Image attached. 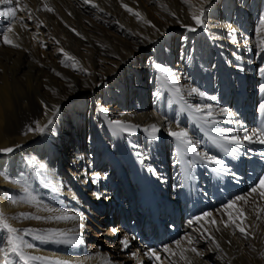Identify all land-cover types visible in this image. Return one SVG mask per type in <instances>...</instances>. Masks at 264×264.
Instances as JSON below:
<instances>
[{"label": "bare ground", "instance_id": "obj_1", "mask_svg": "<svg viewBox=\"0 0 264 264\" xmlns=\"http://www.w3.org/2000/svg\"><path fill=\"white\" fill-rule=\"evenodd\" d=\"M221 1L224 9H220ZM45 5L52 11L45 10ZM250 6L245 0H21L20 8L25 10L17 11L11 22L13 32L9 33L21 47L5 45L0 36V149L14 148L11 153L0 152V212L13 227L33 230L32 234L19 233L25 243L33 245L25 249L27 253L72 264H186L180 257L182 250L191 247L186 237H192L195 247L199 240L208 243V239L197 238L201 234L207 237L203 230L209 221L217 215L228 222L231 212L236 224L251 234L246 239L231 222L229 227L219 229L218 234L225 237L231 250L227 252L228 264L236 263L245 251L254 264H264V196L260 195L264 188L251 193L264 172L260 161L264 145L246 143L241 159L235 160L208 140L215 134L214 128H230L242 134L244 129L238 121L249 130L264 124L258 112L264 92L258 90L260 99L255 91L264 82V76L256 72L262 54L251 37L254 20ZM201 9L203 23L196 25L191 16L199 15ZM134 13H139V18ZM232 14L236 23L231 22ZM261 17L264 15L259 21ZM0 23L8 26L6 20ZM185 26L197 30L187 31ZM173 30L178 32L170 35ZM180 32L183 42L188 41L184 62L177 60L172 41ZM136 51L147 56L145 63H137ZM213 59L218 63L211 68ZM162 69L174 74L176 85L169 82ZM213 75L222 82L224 99L216 94ZM153 80L157 86L153 91L156 110L148 111L141 102ZM192 87L217 99L189 96ZM232 97L233 107L229 103ZM130 98L133 101L128 105L125 101ZM195 104H211L218 123L203 125L189 107ZM54 106L59 109L55 114ZM222 108L235 115H225ZM86 114L91 130L84 139L80 131ZM49 118L54 122L43 134L29 131L37 121L43 127ZM114 120L138 125L140 130L129 135L119 130ZM153 123L162 128L158 140L143 131ZM169 126L173 131L184 129L190 137L203 141L198 150H209L210 155L225 159L237 179L230 174L217 175L202 164L190 165V157L167 134ZM171 145L173 176L176 174L178 182L171 185L169 181L168 188L169 157H165L164 149ZM89 149L95 150L96 160L88 154ZM248 149L252 150L251 159L243 156ZM75 157L80 160L73 164ZM147 192L151 199L144 197ZM237 196L246 200L226 209L225 205ZM180 211L188 218L181 228L177 220ZM205 212L212 216L194 220ZM21 213L80 218L36 220L23 218ZM113 227L117 229L115 234L111 232ZM50 229H60L69 236L78 232L83 243L35 238ZM180 233L184 241L178 237ZM124 237L130 241L128 249L122 247ZM177 240L181 242L179 247ZM0 247L8 248L7 253L0 252V264L5 256L10 264H19L10 247L3 242ZM166 247L170 251H164ZM150 249L157 252L159 261L145 256ZM184 255L191 264H205L190 250Z\"/></svg>", "mask_w": 264, "mask_h": 264}, {"label": "snow or ice", "instance_id": "obj_2", "mask_svg": "<svg viewBox=\"0 0 264 264\" xmlns=\"http://www.w3.org/2000/svg\"><path fill=\"white\" fill-rule=\"evenodd\" d=\"M89 0H85V3H88ZM21 0H0V20H6L8 22V26L4 27L3 23H0V36L3 37V43L5 45H9L15 48H20L21 45L18 43H14L12 39L9 38V33L13 32L12 27V21L16 19L17 11H23L27 8V5H25V9L20 8ZM130 13H132V9L128 8L127 5H123ZM45 10L52 11L51 8H49L47 5L44 6ZM102 11V10H101ZM139 18V13H134ZM174 15V14H173ZM204 16V10H200V14L196 15L195 13L192 14L191 19L195 21L196 25H202V17ZM29 19H31V14H29ZM262 23H264V17H261ZM154 27V26H153ZM187 31H196V28L185 26ZM75 32V29H73ZM235 32V30H233ZM77 36L80 35L79 32H75ZM233 39H235L233 37ZM57 43H59L57 41ZM61 52H63V49H60ZM261 54L264 55V47L261 48ZM66 57H68V53H64ZM69 59H74L72 57H69ZM164 72L165 77L169 79V82L173 85L177 84V81L175 79V76L173 73H171L168 69H162ZM259 72L262 76H264V67H261L259 69ZM57 75H60L57 73ZM259 90L261 92H264V83L259 85ZM175 91L177 94H180L181 89L179 86H176ZM189 96L196 95L200 99H211L216 100V96H210L206 97L205 93L203 91H200L196 87H192L190 91L188 92ZM183 98V97H181ZM189 107L192 108L193 112L197 114V118L202 122L203 125H215L218 123L213 118V111H212V105L206 104V105H190ZM58 106H54V114L55 112H58ZM222 113L225 115L234 116L235 113H232L227 108L220 109ZM258 112L261 117H264V98L261 99V102L258 105ZM53 119L49 118L47 123L41 127L39 121L36 122V126L33 129L32 127H29V131H35L37 133L43 134L46 130L49 129V126L53 124ZM231 122V121H229ZM114 125L118 127L119 130H122L123 132L131 135L135 131L140 130V126L133 125V124H125L124 122L120 120H114L112 121ZM179 122L177 121V124ZM241 128L244 130L242 131V134L237 132H233L230 128H214L212 131L215 134H210L208 136L209 142L219 150L223 151V153L226 156L232 157L235 160L241 159V148L247 143H260L264 145V125H261L260 127H253L250 130L247 129L242 121H238ZM143 131L145 133H148V137L152 140H158L159 139V133L162 131L161 127H158L157 124L153 123L150 126L144 127ZM167 134L175 139L180 145H181V151L185 156L190 157L189 164H202L205 165L208 169H210L212 172L216 173L217 175H231V178L233 180L237 179L236 173L232 170V168L226 163L225 159L218 158L217 155H210L209 150L206 151H199L198 147L203 141L196 140L192 137H190L189 132L185 131L184 129H181L179 131H173L172 127L169 126L167 128ZM14 151L13 147H6L0 149V152L2 153H11ZM251 149L246 150L243 153V156L251 159V156L249 153L251 152ZM260 161L261 163H264V152L260 153ZM148 171H150L153 174H156V170L154 168H149ZM180 187H183V185H180ZM259 188H264V172L261 173L259 177V184H257L255 187L251 188V193H256ZM261 196H264V191L260 192ZM97 198H100V194H97ZM246 198L244 196H237L235 199L230 200L226 205V209H231L236 204L237 201H244ZM15 202V201H14ZM31 202V201H29ZM47 211H52V209H46ZM21 216L26 219H55V220H77L80 217L77 215H67V214H61V215H52V216H46L42 217L39 215H31L29 213H21ZM212 216V213L205 212L203 213V216H196L194 217L195 221H200L203 219V217H210ZM229 221L224 223L225 228L229 227V222L232 224H236V221L232 217V213H228ZM240 216H243V212H240ZM188 223L191 225L193 223V220L190 219ZM212 223L215 224L216 221L212 220ZM78 227H83V225H79ZM236 227L239 228V231L244 234L245 238L247 239L248 235L251 233H247L245 231V228L241 227L240 224H236ZM23 231L26 234H32V229H17L13 227L11 224L8 223L7 219L4 217V214L0 212V233H4L3 237H0V242L5 243L8 247H10L11 253L15 254L18 257L19 264H31L32 261L37 260H46L47 264H72L71 261L68 260H62V259H55V260H48L45 257L40 256H34L30 255L25 251V249H30L33 247L31 243H25L22 239V237L19 235V233ZM219 231V229H217ZM111 232L115 234L117 232V229L113 227L111 229ZM36 239H46L50 240L55 243H64V244H71V245H79L83 243L82 238L80 237V234L76 232L73 236H69L66 232L61 231L60 229H50L48 230L44 235L42 236H36ZM204 238L208 239L210 242V245H213L214 247H210V251H222L220 243L216 240L214 236L209 237H203V234H201V237H198L197 239ZM187 243L191 245L189 249H184L180 252L181 259H184L186 261V264H191V261L187 259V257L184 255L185 251H191L195 253L198 256H202V253H200L197 248L194 246V240L191 236L186 237ZM180 241H176L177 247L180 246ZM122 247L124 249H128L130 245V241L127 237H124L121 241ZM8 248L0 247V252L7 253ZM164 251H170L169 248H165ZM134 257L136 256V253L132 254ZM261 255H264V253H261ZM145 256H148L150 259L155 258L157 261L160 260V257L157 255V252L155 250H148L145 252ZM3 264H10V261L7 259V256H5V259L3 260ZM108 264H111V261H108Z\"/></svg>", "mask_w": 264, "mask_h": 264}, {"label": "rangeland", "instance_id": "obj_3", "mask_svg": "<svg viewBox=\"0 0 264 264\" xmlns=\"http://www.w3.org/2000/svg\"><path fill=\"white\" fill-rule=\"evenodd\" d=\"M245 1H246V4L247 5H251L250 6V10H251L250 12L252 13L251 14V19L253 18V20H254L253 21V24H252L251 37H252V40H254L255 42H257V44H259V48L261 49L262 47H264V45H263L264 44V24L261 23V20L259 21V17L264 15V0H245ZM22 4H24V3L22 2ZM29 5L31 6V4H29ZM220 5H222V7ZM220 5H218V6H220V9H224V5L222 4V1L220 2ZM231 22L232 23H236L235 14H232L231 15ZM176 32H178V31L173 30L170 35H173ZM115 33H118V32H115ZM180 34H182V33L180 32L177 35L178 39L180 37V40H178V39L176 40L177 37L175 36L176 38L174 37L172 41L176 44V57H177V60L180 61V62H184L185 55H183V54H185V50H184L185 49V44H187L188 41L183 42V40H182L183 36L180 35ZM126 37H128V36H126ZM190 45H192V44H190ZM243 53H245V50L242 52V56L244 55ZM134 55H135V58H136L137 63H145L146 62V57L147 56H145V55L144 56L143 55L140 56V53L137 52V51H136V53ZM217 63H218V60L213 59L211 61V63H210V67L213 68V67L217 66ZM262 65H264V55H262L261 61H260V63L256 67V72L257 73L259 72V66H262ZM148 78L150 79V77H148ZM219 81H220L219 77L217 75H213V82L217 85V91H216L217 93L216 94L218 95V98L224 99L225 98L224 97L225 95H224V93H221V91L223 89V85H222V82L219 83ZM152 83L153 84L150 85V87L148 89V92H146L144 94V101L141 102L143 106H147L148 111H155L156 110V103H155V98H154V95H153V91H154V89L157 86H156V83L154 82V80H153ZM97 90H95V91H97L95 93H98L99 92V89H97ZM258 90L259 89H255V91H256V97L261 99V97H260V95L258 93ZM233 99L234 98L232 97L230 99V102H229L231 104V107H233L232 106V103H233V105L235 104V100L232 102ZM132 101L133 100L130 98V99L126 100L125 103L128 104V105H130ZM225 101H227V102L229 101V95L227 96V98L225 99ZM252 102H253V100H252ZM258 102H256V105H258ZM260 102H261V100H260ZM87 106H90L89 105V102H88V105ZM159 108L160 107H158V109ZM87 111H88V109L86 110V113H87ZM92 111H93V109H92ZM87 114L84 117V124H83V127H82V131H80V135L84 139L87 138V137H89L90 130H91V122L89 121V118H88ZM187 123H188V121H187ZM172 148H173V145H171V147L167 146L164 149V155L166 157V155H168V153L170 154V150H171V154L168 155V157H169L168 158L169 159L168 161L169 162L167 161V163H168V170H169V174H170V179H171V181L173 183V174H172L173 171H172V167H171V166H173L172 165V161H171V157L173 155ZM167 151H168V153H167ZM88 154L91 155V157L94 158V160H96L97 154L95 153V150L89 149L88 150ZM100 159H103L104 160L103 157H101ZM79 160H80L79 157H75L73 159V164L77 163ZM170 164H171V166H169ZM171 185H174V184H171ZM85 195H87V192H86ZM141 214L142 213H139V215H141ZM182 215H183V217L186 216L184 212H181L179 216L177 215L178 222H180V216L182 218L181 219V222H180V225H179L180 228L185 226V225L183 226V224H187V222L185 220L188 219V218H183ZM215 217L218 218L219 220L216 221L217 219L215 220ZM215 217H214V219H211L209 221V223L207 224V227H205L206 229H204L203 231H204V234L206 233L205 235L207 237L214 236L216 238V240L220 243V246H221L222 251H219V250H217L215 252L210 251L209 250L210 247H214V246L213 245H209L210 242L205 243V244L203 242L199 243L200 242V240H199V241H197L198 244L196 245V248H197V250L200 248V250H198V251L200 253H202V256H198V255H196L193 252L192 253L197 258H200L201 260H203L205 262V264H228V261L229 260H228L227 252L229 253V252H231V250H230V248H228V246H229L228 241L225 239L224 236L218 234V231H217V229H224L225 228L224 222H222V219L220 218V216L215 215ZM140 220L142 221V219H140ZM212 220H215L216 223L213 224L212 223ZM115 221L117 223V220H115ZM109 224L115 225L114 223H109ZM109 224H108V226H109ZM90 226H91V224L88 225V226H86V228L84 230V233H83V236L84 237H86L89 234V227ZM182 236H184L182 233H180L178 235V237L180 238V240L181 241H184L185 239ZM231 237L234 238L233 236H231ZM223 246L226 247L227 249L224 248ZM223 248L226 250V252L223 250ZM245 250L246 249H244V251ZM210 256H211V258H209ZM236 259H237L236 260V263H234V264H254L253 260H251V258L249 257L247 251L243 252V254L241 256L237 257ZM167 264H170V263H167Z\"/></svg>", "mask_w": 264, "mask_h": 264}]
</instances>
